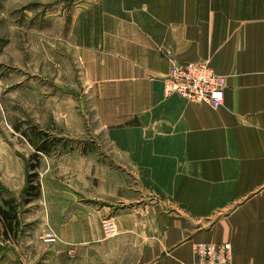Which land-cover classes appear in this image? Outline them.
I'll use <instances>...</instances> for the list:
<instances>
[{
	"label": "crops",
	"instance_id": "crops-1",
	"mask_svg": "<svg viewBox=\"0 0 264 264\" xmlns=\"http://www.w3.org/2000/svg\"><path fill=\"white\" fill-rule=\"evenodd\" d=\"M80 1L64 42L107 152L41 187L0 264H196L198 242L264 264V0ZM200 61L226 77L219 108L164 95L173 63Z\"/></svg>",
	"mask_w": 264,
	"mask_h": 264
},
{
	"label": "rangeland",
	"instance_id": "rangeland-1",
	"mask_svg": "<svg viewBox=\"0 0 264 264\" xmlns=\"http://www.w3.org/2000/svg\"><path fill=\"white\" fill-rule=\"evenodd\" d=\"M80 2L0 0V207L10 202L17 222L43 200L42 186L69 184L81 156L107 152L82 94L81 53L64 42ZM17 226L8 231L13 250ZM4 228L0 222V252L9 245Z\"/></svg>",
	"mask_w": 264,
	"mask_h": 264
},
{
	"label": "built area",
	"instance_id": "built-area-1",
	"mask_svg": "<svg viewBox=\"0 0 264 264\" xmlns=\"http://www.w3.org/2000/svg\"><path fill=\"white\" fill-rule=\"evenodd\" d=\"M162 81L165 96L176 94L194 102H206L215 109L224 102L226 77L214 72L208 62L173 63ZM100 228L104 239L118 233L112 216H104ZM41 239L43 243L53 244L58 237L52 229H47ZM194 251L196 264H232V246L229 242H198Z\"/></svg>",
	"mask_w": 264,
	"mask_h": 264
},
{
	"label": "trees",
	"instance_id": "trees-1",
	"mask_svg": "<svg viewBox=\"0 0 264 264\" xmlns=\"http://www.w3.org/2000/svg\"><path fill=\"white\" fill-rule=\"evenodd\" d=\"M36 187L37 186H31L30 190L36 191V189H37ZM24 201L28 203L30 200L27 198ZM5 204L7 206L9 205V208L4 209V208L0 207V222L3 223V225L5 226V228H4L5 230L3 233L5 235H7L8 231L14 232V226H16L18 224V222H17V217L15 216V212H14L15 208L10 206V202H8V201H5Z\"/></svg>",
	"mask_w": 264,
	"mask_h": 264
}]
</instances>
